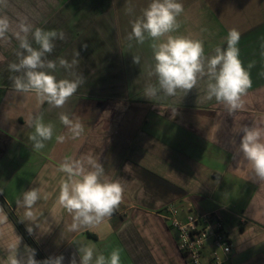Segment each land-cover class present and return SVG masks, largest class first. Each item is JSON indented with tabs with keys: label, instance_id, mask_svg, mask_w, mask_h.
I'll return each mask as SVG.
<instances>
[{
	"label": "crops",
	"instance_id": "obj_1",
	"mask_svg": "<svg viewBox=\"0 0 264 264\" xmlns=\"http://www.w3.org/2000/svg\"><path fill=\"white\" fill-rule=\"evenodd\" d=\"M118 1L0 0V16L10 21L0 38V194L38 246L43 258L34 251V259L54 264L63 257L60 264H81L82 249L91 248L89 264H96L98 256L107 259L119 248L121 264H188L162 215L167 205L182 204L220 214L233 246L226 264H264V180L241 149L245 129L259 131L264 142V0H180L184 12L172 35L203 41L204 72L194 88L178 89L174 96L158 88L153 72L151 45L167 36L153 40L145 33L142 44L129 39L131 21L148 4H132L127 13L130 5ZM21 23L31 30L21 32ZM37 27L63 31L64 39L58 33L52 52L44 53L43 66L35 71L57 79L83 78L62 107L35 90L15 88L17 78L27 83L28 69L13 71L9 65H19L28 54L20 47L23 39L39 50L32 34ZM232 28L240 33L239 58L252 86L241 97L243 108L230 112L215 97L207 99L214 83L207 61L217 47H227ZM135 56L139 64L133 63ZM148 85L157 87L154 97L144 95ZM62 114L82 124L79 137L72 138ZM37 123L52 126V139H31ZM58 136L65 141L58 143ZM37 141L42 149L36 150ZM89 157L103 168L102 181L122 184L123 200L98 226L73 231L72 215L57 200L67 178L59 165L67 159L94 170ZM31 189H38L40 198L28 219L17 202ZM0 208L7 215L0 223V264H8L10 255L28 264L33 249Z\"/></svg>",
	"mask_w": 264,
	"mask_h": 264
},
{
	"label": "clouds",
	"instance_id": "obj_2",
	"mask_svg": "<svg viewBox=\"0 0 264 264\" xmlns=\"http://www.w3.org/2000/svg\"><path fill=\"white\" fill-rule=\"evenodd\" d=\"M126 11L131 13L133 9L129 6ZM183 12L184 5L180 0H150L141 15L131 21L129 39L134 37L138 43L144 42L145 33L153 40L167 36L165 41L151 45L155 61L153 72L157 78V85L167 96H174L178 89L185 92L191 90L196 86L199 74L204 72L203 41L172 35L180 27L177 18ZM9 27L8 17L0 16V38L4 37ZM20 30L27 33L31 28L27 23H21ZM58 33L60 39H64L63 31L35 28L32 34L40 46L39 50L32 48L26 38L23 39L20 47L25 49L28 54L23 57L19 65L10 64L9 68L13 71H19L21 67L28 69L26 72L27 83L19 78L15 80L17 91L35 90L37 95L46 98L48 103L55 107H62L77 92L83 78L81 77L79 81L57 79L53 74L35 71L38 67L43 66L41 58L44 53L52 52L54 48L52 40L57 37ZM239 41V31L235 28L229 29L226 37L227 47L224 49L217 47L216 54L207 61L208 72L214 78V83L208 85L207 99L211 100L215 97L217 102L226 104L230 112L243 108V104L240 102L241 97L252 86L250 73L239 58ZM73 63L76 61L74 60ZM133 63L139 64L140 57H133ZM60 64L67 66L68 61L61 59ZM48 67L54 69L56 65L53 61H49ZM156 92V86L148 85L144 95L151 98L156 95ZM60 120L68 126L73 139L79 137L84 130L81 123L70 120L67 115L62 114ZM35 134L31 139L36 140L38 136L41 140H50L53 135L52 126L37 123ZM64 141V136L57 137L58 143ZM43 147L44 144L40 141L35 144L36 150ZM241 149L247 160L251 162L256 175L264 180V142L260 141V132L245 129ZM89 162L92 163L94 170H85L81 161L68 162L66 159L59 165V171L66 173L67 178L60 183L57 200L59 205L72 215L71 230L73 231L81 226H98L106 217L113 214L123 200L124 188L122 184L119 181H102L100 177L103 174V168L94 164L90 157ZM39 198V190L31 189L23 193L22 201L17 202L26 209V218H33L31 209ZM5 221H7V215L0 208V223ZM15 247L16 245L10 246L13 250ZM82 251L81 264H89L93 258V250L84 248ZM34 255V250H32L28 264H40L34 259ZM61 259L63 257L57 259L54 264H60ZM8 264H20V261L15 255H10ZM42 264H53V262L44 260ZM72 264H75L74 260ZM96 264H121V250L114 248L107 259L104 255L98 256Z\"/></svg>",
	"mask_w": 264,
	"mask_h": 264
},
{
	"label": "built area",
	"instance_id": "obj_3",
	"mask_svg": "<svg viewBox=\"0 0 264 264\" xmlns=\"http://www.w3.org/2000/svg\"><path fill=\"white\" fill-rule=\"evenodd\" d=\"M164 219L176 232L177 244L188 264H226L233 246L225 223L217 212L190 213L184 217L174 204L162 209Z\"/></svg>",
	"mask_w": 264,
	"mask_h": 264
},
{
	"label": "trees",
	"instance_id": "obj_4",
	"mask_svg": "<svg viewBox=\"0 0 264 264\" xmlns=\"http://www.w3.org/2000/svg\"><path fill=\"white\" fill-rule=\"evenodd\" d=\"M0 204L7 212L8 216L11 218V220L14 222V224L17 226L21 234L24 236L27 243L32 247V249L35 251V253L38 255L40 259H42V254L39 251L38 246L34 242V240L31 238L29 232L25 228V226L21 223L19 218L14 214V212L11 210V208L8 206V204L3 199L2 195L0 194Z\"/></svg>",
	"mask_w": 264,
	"mask_h": 264
},
{
	"label": "rangeland",
	"instance_id": "obj_5",
	"mask_svg": "<svg viewBox=\"0 0 264 264\" xmlns=\"http://www.w3.org/2000/svg\"><path fill=\"white\" fill-rule=\"evenodd\" d=\"M119 5H132V4H134L135 6L137 5V4H140V8H144L146 5L145 4H149L150 3V0H119L118 2H117ZM138 13V12H137ZM134 14H136V13H134ZM133 14V15H134ZM139 14V13H138ZM141 15V14H140ZM139 15V16H140ZM176 207H178V209H179V211H180V213L182 214V217H184V216H186V215H188V214H190V213H195L196 211L195 210H193V209H191V208H187V206H185V207H183L182 206V204H177V205H175Z\"/></svg>",
	"mask_w": 264,
	"mask_h": 264
}]
</instances>
